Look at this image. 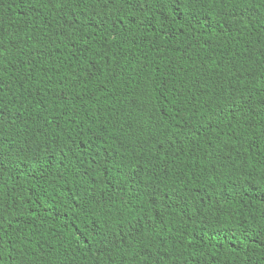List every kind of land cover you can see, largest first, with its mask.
Segmentation results:
<instances>
[{"label": "trees", "instance_id": "1", "mask_svg": "<svg viewBox=\"0 0 264 264\" xmlns=\"http://www.w3.org/2000/svg\"><path fill=\"white\" fill-rule=\"evenodd\" d=\"M29 7L35 11L29 13ZM178 7L179 12L166 10L174 39L133 28L126 43L109 36L105 44L102 32L92 36L107 11L96 4L0 0V35L8 49L0 61L6 69L0 91V165L7 169L8 183L7 189H0L5 193L0 215L11 224L0 231V264H264V114L240 119L237 113L236 120L223 121L222 131L207 129L206 124L210 113L233 104L252 102L256 111L264 110V0H206L202 6ZM93 12L90 27L72 23L73 17ZM76 28L79 35L91 37L93 43L83 40L87 50L69 47L61 35ZM109 45L111 52L105 55L120 70L115 79L100 76L84 84V73L81 80L71 75L90 60L99 63L97 50ZM33 48L46 50L45 55L36 57L35 66L21 67L18 58ZM57 81L66 98H45L43 88H53ZM162 91L166 100L160 97ZM193 128L205 131L185 138ZM88 145L102 160L108 158L112 177L119 179L123 164L139 165L144 169L142 182L154 186L150 203H142L148 201L145 194L120 207L123 219H133L162 201L159 235L145 238V251L151 250L147 257L133 240L103 251L102 245L92 247L87 232L63 226L61 217L71 206L77 178L61 176L60 164H54L51 173L45 170L43 185L45 199L50 197L49 204L55 201L57 208L51 216L36 208L39 218L25 219L29 199L33 206L44 203L39 199L40 174L28 161H43L49 153L59 161L62 148L71 147L78 155ZM221 155L230 158L217 159ZM68 157L65 166L72 152ZM237 180L245 185L243 190L233 188ZM121 200L126 202L128 196ZM179 200L183 208L175 206ZM16 220L18 224L12 223ZM185 230L198 241L189 249L182 236ZM245 233L250 239L242 245Z\"/></svg>", "mask_w": 264, "mask_h": 264}, {"label": "snow or ice", "instance_id": "2", "mask_svg": "<svg viewBox=\"0 0 264 264\" xmlns=\"http://www.w3.org/2000/svg\"><path fill=\"white\" fill-rule=\"evenodd\" d=\"M54 2L55 0H44V3L48 5H52ZM60 2L63 3V0H60ZM72 2L77 6H89V4L92 3L107 10L99 19V23H97L95 28L92 29V36H95L96 32H102L101 40L107 44L109 36H111L113 42L126 43V34H133V28L137 31L147 30L154 35L168 34L174 39L175 37L171 35L172 29L168 28L169 20L167 18L166 10L176 9V11L179 12L178 6L181 4L185 7H196L202 6L206 0H72ZM213 2H215V0H213ZM33 11H35V8L29 7L28 12L31 13ZM80 12L83 13L82 8L80 9ZM24 15H28V13H25ZM95 15V12H93L91 15L82 14L78 17H73L72 23L83 27H90ZM180 15L182 16L183 14L181 13ZM165 28L168 29L167 33H163ZM79 31V28H76L72 31L61 33L64 40L68 42V46L75 48L78 52L81 51V49L87 50V45L83 44L84 39H87L89 43H93L88 34L85 33L79 35ZM209 34L211 33L209 32ZM141 35H143V32H141ZM49 43L52 45V48H55V43L51 41H49ZM77 43L81 44L80 48L76 47ZM111 47L112 46L109 45L107 48L102 47L97 50L99 63H97L95 59L90 60L82 68L74 69L71 75L76 77L77 80H81L80 73H84L87 77V79H83L84 84H87L89 79L100 76H103L105 81L109 78L115 79V77L120 74L118 65H113L105 55L106 52H111ZM7 51L8 49L4 46L2 35H0V61L3 60L4 54ZM45 51L46 50L33 48L30 50L29 55L24 56L22 54L18 58V63H20L21 67H23L24 64L35 66L39 63L36 57H43ZM3 71H6V69L3 66H0V91H2L5 86V81L2 75ZM48 80L51 81V77H49ZM61 80L69 82L67 77H62ZM163 88L165 91L168 90L167 82H164ZM43 94L45 98L54 96L57 101L66 98V93L64 92L60 81H57L53 88H43ZM39 96L40 89L37 90V105L43 103V100H41ZM160 97L163 100L167 99L164 96L163 91L160 93ZM163 111L162 108L159 109V113L162 114ZM176 112V127L177 130H179L181 119L178 109H176ZM237 113H240V119H247L250 114H264V110L261 112L256 111V104L252 102H249L247 106L233 104L220 112L210 113L206 121L207 129L222 131L221 124L223 121L226 119L229 120V122H231V120H236ZM2 118L3 112L0 111V119ZM201 131H205V129L193 128L190 131H186L185 138L189 135L199 136ZM223 134L226 135L227 133ZM173 139H175V137H173ZM256 139L260 140V137H257ZM178 143L183 144L184 140H180ZM86 147L87 151L81 150L78 155L72 151L71 147L66 149L62 148L61 159L59 161H57L55 156L50 153L45 155L43 161H36L35 159L28 161L29 167H32L34 171L39 172L40 174V184L43 195H41L39 199L43 200L44 203H37L33 206L31 199H29V211L27 212L25 219L29 222L38 219L39 214L36 211V208L41 209L44 216H51L53 214V209L57 208L55 201L49 204L48 201L50 197L45 199V196H47V189H45L43 185L47 180V177L44 175L45 170L47 169L51 173L54 164H60L61 168L64 169L61 176L74 175L77 178V190L71 201H69L71 206L68 207V212L64 213L63 217H61L65 222L63 226H70L77 233L87 232V237L91 238L93 241L92 247L102 245L103 251H107L109 247L121 246L129 240H133L137 245L142 246L141 252L147 257L148 252L151 250L147 249L145 251L147 248L145 238L150 235H159V233H156V228L162 223V201H157L145 212L139 213L133 219L128 220L122 218L120 207H127L133 201L140 200V197L145 194L148 195V201L142 203H150L156 195L153 191L154 186L151 181L142 182L140 173L143 172L144 169L139 167V165L136 167H132L131 164L121 165L118 172L119 179L117 180L109 174L111 169L107 167L108 158L105 157L102 160L99 153L92 152L90 145ZM28 150L35 151L34 149ZM69 152H72V161L65 166L63 162L69 159ZM50 155L51 159H49ZM225 158L230 157H224L222 155L217 157V159ZM6 171L7 169L0 165V189L8 188V183L4 178V172ZM248 175L254 174L249 173ZM33 179H37V177L33 176ZM245 181H247V176H245ZM101 185H103V188ZM80 186L84 187L83 192L78 190ZM244 187L245 185L240 183L239 180L233 183L234 189L243 190ZM130 191L135 193V195H129ZM237 194H239V191ZM4 195L5 193L0 192V197H3ZM125 195L128 196V200L123 202L121 196ZM3 202L5 205L3 211H6V199ZM216 203L219 204V201ZM175 206L183 208L184 202L182 200L176 201ZM163 207L166 210L168 205L164 204ZM58 210L62 211V209ZM113 212H115V215H113ZM68 213H71V216H69ZM12 223L18 224L19 220L12 221ZM6 224L11 227V224L4 219L3 215H0V231L4 230V225ZM26 227L27 225L25 226V229ZM261 235H264V227H262ZM182 236L183 239L187 241L185 245L186 249L192 248L194 244L198 242L194 235L191 237L189 236L187 230L182 233ZM249 239L250 237H248L246 233L241 234L239 242L243 245ZM84 242L87 243V239H85Z\"/></svg>", "mask_w": 264, "mask_h": 264}]
</instances>
